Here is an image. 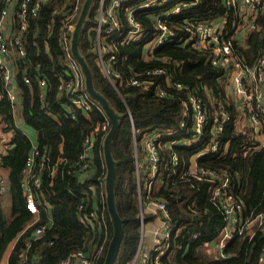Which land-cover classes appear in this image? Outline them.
<instances>
[{
    "label": "trees",
    "instance_id": "1",
    "mask_svg": "<svg viewBox=\"0 0 264 264\" xmlns=\"http://www.w3.org/2000/svg\"><path fill=\"white\" fill-rule=\"evenodd\" d=\"M145 1L126 0L125 7ZM72 3L74 0H43L38 14L30 18L25 31L19 30V23L13 15L15 23L11 38L22 36L25 49V54H20L10 43L15 49L12 59L16 89L22 102L20 116L26 125L37 131L38 147L41 153L46 152L48 158L41 173V186L36 192L41 214L34 223L26 226L33 214L26 207L22 175L32 143L17 125L11 102L4 95L0 98V131L10 135L4 138L0 135V165L8 170L13 216L7 219L0 205V262L14 239L16 243L9 253L8 264H58L77 249L93 250L106 237L103 257L98 263L102 264L112 236L113 226L104 183L106 165L102 132L92 136L93 145L88 151L87 166L83 167L80 161L86 137L97 124L103 123L104 114L96 105L88 110L71 105L67 95L59 94L58 89L59 76L67 77L70 70L57 36ZM3 6L4 0H0V19ZM96 6L97 0L91 9L89 24L81 33L79 46L91 68L96 89L122 114L111 144L117 161V207L124 220V236L115 264H131L141 237L144 243V222L157 218L146 204L155 199L166 202L172 222L177 224L171 238L167 239L170 249L162 256L161 264H257L264 245V233H258L251 240L241 235L233 236L227 246V251L231 253L227 257L209 252L207 249L218 241L220 229L226 223L222 204L211 198L210 182L199 181L193 176L173 177L174 151L180 157L175 167L180 169L181 174L191 157L204 149L212 138H217L214 124L220 119L215 111L217 105L222 104L232 114L222 133L223 147L219 152L203 154L198 162L219 173L225 169L230 175L231 189L244 200L239 220L264 212V149L258 148L253 143L252 133L239 129L235 121L240 110L231 97L228 67L214 65L210 52L196 48L181 26L184 18L196 25L226 15L228 22L224 32L228 34L236 18L234 9L222 0H199L177 16L176 34L159 44L155 42L153 8L143 7L136 10V16L146 26V35L125 43L107 38L106 45L114 43L117 47L116 60L125 76L166 66L172 81L183 84V89L171 88L168 95L160 98L153 90H141L126 82H117V89L104 74L93 48L96 32L90 29L96 24ZM50 20H53L52 29L47 26ZM256 20L260 27L254 30L249 46L242 48L250 63L257 58L261 47L264 13L257 14ZM35 39L38 40L37 45L33 44ZM43 76L48 79L45 87L39 84V78ZM25 77H29L31 82L27 83ZM2 85L0 67V89ZM189 90L205 100L209 123L201 139L191 144H184L180 136L174 143H171L174 137L170 135L161 139V163L151 193L145 185L149 175L139 165L140 200L137 162L141 164L146 154L144 139L156 131L168 132L179 128L183 108L180 98H186ZM242 121L240 117L239 122ZM47 204L51 205L50 224L49 215L44 210ZM80 204H83L82 208ZM103 211L105 219H102ZM92 212H96L97 217H92ZM41 224H47V229L42 236H35L34 230ZM195 232H198L197 236L193 235Z\"/></svg>",
    "mask_w": 264,
    "mask_h": 264
},
{
    "label": "built area",
    "instance_id": "2",
    "mask_svg": "<svg viewBox=\"0 0 264 264\" xmlns=\"http://www.w3.org/2000/svg\"><path fill=\"white\" fill-rule=\"evenodd\" d=\"M96 0H94L95 2ZM126 0H97L96 6V24L91 25L90 29L96 32V44L93 46L97 54V61L107 76L109 81L118 89L117 82L135 86L141 90H153L155 94L163 98L170 92L171 88L183 89L181 82H174L166 66H156L144 70L143 72L133 73L127 77L121 71L120 65L116 60L114 43L106 45L107 38L125 43L128 40H136L146 35V26L136 16V10L143 7L153 8L154 15V36L156 43H163L168 38L176 34L177 16L182 15L183 11L196 5L199 0H146L145 2L133 4L125 7ZM43 0H4V6L1 10L0 19V67L1 76L4 84L2 97L6 95L14 112H20L21 97L16 89L15 69L13 65V52L10 43L20 54H25L24 42L22 36L17 35L11 38V29L15 20L19 23V30L25 31L28 27L30 18L38 14ZM84 0H74L69 14L63 18L59 27L57 36L59 45L63 48L68 59V68L70 70L67 77L59 76L58 89L59 94L65 93L71 101V105L84 110L90 109L93 105L98 106L104 114L102 124H97L94 131L86 137V145L80 154V161L83 167L88 164V151L93 145L92 136L97 132H102L103 136L110 129L111 122L105 114L99 103L88 93L85 86L84 74L78 59L72 51V33L76 27ZM94 2L92 7L94 6ZM222 2L231 9H234L236 18L232 22L231 32L226 34L224 28L228 22L227 16L216 17L205 22L193 25L184 18L181 23L183 31L190 35L196 48H203L210 52V60L216 66L228 67L229 84L232 89L231 97L235 105L238 106L240 113L235 119L239 122L240 117L244 120V132L252 133L254 144L264 149V32L261 47L257 58L248 62L242 52V48L249 46V39L254 30L260 26L256 20L257 14L264 13V0H222ZM92 9V8H91ZM91 12V11H90ZM90 16V15H89ZM90 17L84 28L88 26ZM49 29L53 27V20L47 23ZM83 28V29H84ZM89 29V30H90ZM11 38V40H9ZM120 40V41H119ZM33 44H38L34 40ZM47 46V43H45ZM165 75V77H161ZM48 79L43 76L39 78V84L45 87ZM27 83L31 82L29 77H25ZM190 91V90H189ZM188 91V92H189ZM44 94L41 93V96ZM1 97V98H2ZM182 117L179 122V128L172 131H156L144 139L146 154L141 160L144 173L149 175L146 181L148 193H151L152 186L157 179L161 163L160 141L165 136H173L171 143L182 137L184 144H191L201 139L207 124L209 115L205 109L204 99L190 91L186 98L181 97ZM21 104V103H20ZM20 106V107H19ZM70 112L72 110L70 109ZM219 116V122L214 124V133L217 138H212L209 144L191 157L190 163L180 169L175 166L179 164V155L177 152L172 154V165L174 166L173 177L193 176L202 181L210 182L209 190L211 198L217 203L222 204L226 223L220 229V237L215 243L216 254L219 257H227L231 253L227 251L229 240L235 235H241L249 240L253 239L258 233H264V212L251 215L243 220H239V214L244 210V200L240 195L231 189V177L225 169L219 173L216 169L205 167L198 162V158L203 154L216 153L222 149L223 130L225 123L232 119V114L222 104L217 105L215 111ZM242 129V128H239ZM30 153L26 160L24 168V177L22 185H28L25 193L27 197L26 207L32 214H37L40 207L36 202V192L41 186V173L48 158L46 152L41 153L38 143L31 144ZM2 145L0 146V148ZM227 148H225V151ZM40 156V158H39ZM139 198L141 200V182L138 171ZM2 187V186H1ZM0 187V188H1ZM24 188V187H23ZM83 204H80V208ZM104 205V209H105ZM146 207L160 218V224L154 229V245L146 246L141 237L137 252L131 264H161L162 256L168 253L170 244L167 239L171 238L172 231L177 224L172 222L170 213L164 200H149ZM102 219H105V212H102ZM141 222L143 224V214L141 213ZM47 229V224L37 225L35 236H42ZM198 235V232L193 234ZM107 238L93 250L86 251L77 249L70 252L58 264H98L103 257L105 243ZM155 252V254H153ZM257 264H264V245L257 258Z\"/></svg>",
    "mask_w": 264,
    "mask_h": 264
},
{
    "label": "water",
    "instance_id": "3",
    "mask_svg": "<svg viewBox=\"0 0 264 264\" xmlns=\"http://www.w3.org/2000/svg\"><path fill=\"white\" fill-rule=\"evenodd\" d=\"M93 2L94 0H84L76 27L72 33L71 45L72 51L78 59L83 71L85 86L88 93L99 103L111 122L110 129L103 140V153L106 165V173L104 176L106 203L113 226V232L102 264H115L124 236V220L117 207L115 193L117 161L114 158L111 144L122 114L111 105L103 93L96 89L92 79L91 68L79 46L80 36L89 19Z\"/></svg>",
    "mask_w": 264,
    "mask_h": 264
},
{
    "label": "crops",
    "instance_id": "4",
    "mask_svg": "<svg viewBox=\"0 0 264 264\" xmlns=\"http://www.w3.org/2000/svg\"><path fill=\"white\" fill-rule=\"evenodd\" d=\"M1 80H2V76H1ZM2 83H3V80H2ZM3 90H4V84L2 85V87L0 89V98L2 97L1 95L3 93ZM231 95H232V92H231ZM20 103H19V105L21 107L19 106L20 107L19 111H21V109H22V102H20ZM11 105H12V103H11ZM12 109H13V107H12ZM16 112L17 113H15L14 112V109H13V113H14V117H15V120H16L17 125L21 128L22 131H24L28 135L29 139L31 140V143H38L37 131L33 127H31L29 125H26L24 123V121L22 120L21 116H20V112H18V111H16ZM0 135L3 136V138H4V137L9 136L10 133L9 132H6V131H0ZM0 145H2V144H0ZM1 167L2 166L0 165V168ZM6 171H7V175H8V170L6 169ZM23 177H24V172H23V175H22V180H23ZM2 180L3 179H2V176H1V173H0V187L2 186L0 188V197L2 196L3 193L5 194L8 191L7 188L9 186V184L5 185ZM23 187H24V193H26V191L28 190V185L26 184ZM5 199L7 201V198H5ZM2 210H3V208H2ZM44 210H45V213L49 215L48 216V221H49V224H50V221H52V218L50 217L51 205L47 204L44 207ZM95 213L96 212H92L91 213L93 215L92 217H97ZM4 214H5V212H4ZM40 214H41V209H40L39 213L33 214V217L27 222L26 226L34 223L37 220V218L40 217ZM5 216H6L7 219L10 220L13 215H12V212H11V214L9 216L6 215V214H5ZM156 217H157L156 219L158 220V223L157 224H160V218L157 215H156ZM15 243H16V239H14L9 244V246H8V248H7L5 254H4V256H3V258H2V260L0 262V264H8L9 253H10L11 249L13 248V246L15 245ZM154 243H155V241H154V231H153V234L150 233L147 239L144 238V245L149 246V247H152L154 245ZM214 246H216V244H214L213 246L209 247L207 250L209 252L213 253V254L216 253V248Z\"/></svg>",
    "mask_w": 264,
    "mask_h": 264
},
{
    "label": "rangeland",
    "instance_id": "5",
    "mask_svg": "<svg viewBox=\"0 0 264 264\" xmlns=\"http://www.w3.org/2000/svg\"><path fill=\"white\" fill-rule=\"evenodd\" d=\"M238 117V116H237ZM236 117V119H237ZM237 122V120H236ZM238 125H239V128H243L244 127V120L242 122H237ZM136 151L138 152V148H136ZM139 155L141 156V152L139 150ZM141 164H142V161H141ZM138 171L137 170V174H138ZM0 173H1V176H2V181L5 185L8 184V175H7V171H6V168L4 167H1L0 168ZM139 175L141 177V172L139 171ZM199 181H202V180H199ZM7 192L4 194H2V196L0 197V204L3 208V211L5 212L6 215H10L11 212H12V208H13V201H12V196H11V192L9 190V186L7 188ZM7 198V201L6 199ZM158 220L156 219H153V220H147L146 222H144V231H145V238L147 239L149 234L152 233L153 234V231H154V227L157 226L158 224ZM157 224V225H156Z\"/></svg>",
    "mask_w": 264,
    "mask_h": 264
}]
</instances>
